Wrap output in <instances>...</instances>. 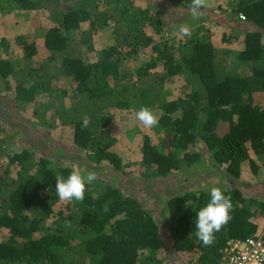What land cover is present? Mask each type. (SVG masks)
<instances>
[{"label": "trees", "instance_id": "16d2710c", "mask_svg": "<svg viewBox=\"0 0 264 264\" xmlns=\"http://www.w3.org/2000/svg\"><path fill=\"white\" fill-rule=\"evenodd\" d=\"M157 1L187 15L186 24L197 25L196 32L177 45L155 44L149 61L131 71L127 62L150 46L145 29L159 35L168 22L151 6L141 8L134 0H0V14L44 11L49 18L42 47L17 39L29 66L15 70L0 60V231L8 234L0 240V264H216L231 239L259 235L264 244V233L256 234V219H264V185L262 192L245 195L237 180L244 162L254 174L264 169V99L254 101L255 94L264 95V0H238L226 14L229 34L223 40L241 45L231 54L213 47L210 31H203L206 20L192 17L191 0ZM174 25L169 22L168 33L179 27ZM102 31L110 33L113 45L91 63L93 36ZM230 55L242 70L229 67ZM170 78L190 85L183 99L160 96L162 82ZM61 80L63 87H57ZM39 95L46 99L38 100ZM3 97L17 108L31 105L35 127H69L72 144L50 151L33 137L36 128L8 116ZM141 107L158 112L161 131V148L143 136V179L198 165L233 179L221 188L231 197V220L215 233L212 246L195 235L196 213L210 201L209 190L198 185L164 199L159 224L139 197L149 186L129 176L112 150L110 108ZM18 145V152L9 153ZM74 149L89 162L90 172L106 163L130 181V190L104 184L93 194L88 185L83 202L61 201L55 178L73 171L61 160L72 158Z\"/></svg>", "mask_w": 264, "mask_h": 264}, {"label": "rangeland", "instance_id": "374dc122", "mask_svg": "<svg viewBox=\"0 0 264 264\" xmlns=\"http://www.w3.org/2000/svg\"><path fill=\"white\" fill-rule=\"evenodd\" d=\"M238 0H214L215 2V11L218 15V19L222 16H226L229 11H231ZM136 6H141L144 8L146 5L152 7L153 11H156L159 14L161 20L165 23L164 30L162 34H155L151 28H146L145 32L150 40V46L146 50H141L140 56L134 60L127 62L126 66L132 71L138 66L146 64L150 57L152 56L151 47L155 44H161L164 40L173 42L174 45H177L185 41V36L181 35L180 28L182 25L187 26L190 29L191 34L196 32V27L188 26L186 22L190 21L187 15H182L179 11L174 10L172 6L162 8L157 0H134ZM203 19V18H202ZM49 18L47 12L40 11L37 13L31 14H20L16 15L15 13H2L0 14V60H5L9 62L15 70L22 68L23 64L29 66L26 62L23 51L20 47L17 46V39L23 38L26 42H33L39 47L43 46L45 30L47 29ZM169 22L176 25L179 23V27H175L174 31L171 30ZM174 25V26H175ZM210 26L207 23H204L203 31L206 33L209 31ZM71 38L77 40L79 38V31L71 33ZM211 39V38H210ZM113 45V39L107 31H102L93 36L91 50L93 51L90 54V62L95 63L99 59V55L102 51L107 50L110 46ZM85 54L87 53L86 49L83 47ZM231 58V57H230ZM32 63V62H31ZM30 63V64H31ZM243 68V65H241ZM155 71V70H154ZM153 71V72H154ZM156 71L161 74V69L158 68ZM64 80L59 83L56 82L57 87H63ZM190 85L186 86L182 78H174L164 80L161 84V97L165 100L175 101L178 99H183L190 91ZM189 89V90H188ZM12 97V94L9 93ZM4 98V97H3ZM264 95H254V100L257 103H261ZM38 100H45L44 95H39ZM64 105H67L66 100L62 98ZM5 106L4 110L8 116H12L13 121L18 124L26 123L28 126L36 128L33 133L35 140H38L43 146L49 148L50 151H60L63 150L66 146L72 144V133L71 129L68 127L57 126L55 128L51 127H35L34 119L31 116V105L24 104L21 107H16L12 102L11 98H4ZM112 112V122H111V132L115 137V145L112 150L117 153L120 158L122 165L124 166L125 172L129 176H135L145 185L149 186V190L140 192V198L145 202V206L149 208L155 218V220L162 224L164 215V199L167 197L181 193L182 190L192 187H197L200 185L204 189L209 190L213 187L224 188L228 185L233 184V179H228L222 171L219 173H212L215 170L205 171L204 168L200 165L197 167L187 168L182 167L178 171L173 172L170 176L166 177H156L153 179H143L140 176L143 168L141 166V150L140 144H142V139L144 135H148L152 142L158 147H160V137L161 131L158 128V125L154 128L147 129L136 120L135 110L128 109H116L110 108ZM157 115V111L153 112ZM178 113L174 115L177 116ZM57 149V150H56ZM20 150V146H13L9 153H15ZM72 158L61 160L63 164L70 165L72 169L80 171L82 174H87L91 170L88 167H91L89 162L85 157L78 153L75 149L71 152ZM76 157V159H75ZM6 164V160L3 161V165ZM97 180L89 185L93 194L100 192V188L104 184L114 185L120 184L124 191L130 190V181H127L126 178H123L121 174H114L111 171V168L107 164L98 166L96 168ZM241 175L238 180V185H243V193L248 195L252 192L254 195L261 191L260 185H264V169H260L257 174H254L248 162L241 164ZM99 180V181H98ZM242 186V187H243ZM134 189V188H133ZM131 189L134 193L135 190ZM98 190V191H97ZM138 190V189H137ZM262 192V191H261ZM264 192V190H263ZM258 226V231L256 234L264 233V219H256ZM164 231V229H163ZM8 234L6 231H0V240L6 241ZM159 257H164V251L160 250L158 252Z\"/></svg>", "mask_w": 264, "mask_h": 264}, {"label": "clouds", "instance_id": "9594fccd", "mask_svg": "<svg viewBox=\"0 0 264 264\" xmlns=\"http://www.w3.org/2000/svg\"><path fill=\"white\" fill-rule=\"evenodd\" d=\"M209 7L208 0H191L190 12L194 19L199 18L200 10ZM181 35H191L190 29L182 25L180 28ZM136 120L147 129L154 128L158 125L159 117L148 107H141L135 114ZM89 125L88 117L82 120V127L87 128ZM97 180L95 172H88L86 175L78 170H73L67 178L57 175L55 178V190L58 198L64 202L73 200L83 202L85 193L88 191V185ZM232 209L231 197L226 196L218 187L210 189V201L202 207L195 218V235L204 246L210 247L214 243L215 233L219 232L230 220V210ZM104 212L108 211L107 206L103 208ZM70 226V222H67Z\"/></svg>", "mask_w": 264, "mask_h": 264}, {"label": "built area", "instance_id": "2783aa9c", "mask_svg": "<svg viewBox=\"0 0 264 264\" xmlns=\"http://www.w3.org/2000/svg\"><path fill=\"white\" fill-rule=\"evenodd\" d=\"M239 21H244L241 14ZM263 235V234H261ZM216 264H264V244L262 236H248L244 239H231L220 250Z\"/></svg>", "mask_w": 264, "mask_h": 264}, {"label": "crops", "instance_id": "0c3cea01", "mask_svg": "<svg viewBox=\"0 0 264 264\" xmlns=\"http://www.w3.org/2000/svg\"><path fill=\"white\" fill-rule=\"evenodd\" d=\"M208 4L209 7L205 8L202 12L200 11V17L205 19L206 21L204 23H207L210 26L209 31L211 33V43L213 47L216 50L228 51L230 52V54L233 52H237L241 47L239 42L235 40H229V42H224L223 40V36L225 37L226 40H228L226 37H228L229 34V31L226 30L224 26V23L226 21L225 20L226 16H222L220 19L217 20L218 15L216 14V11L214 9L215 8L214 0H208ZM15 14L16 15L31 14V12H22ZM230 57L231 58L229 61V67L242 70L241 64L234 60H231L232 59L231 55Z\"/></svg>", "mask_w": 264, "mask_h": 264}]
</instances>
